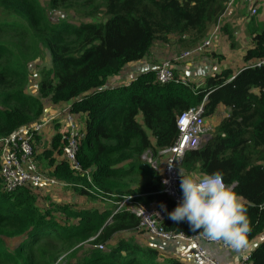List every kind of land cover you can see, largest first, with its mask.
I'll return each mask as SVG.
<instances>
[{"label": "trees", "instance_id": "obj_1", "mask_svg": "<svg viewBox=\"0 0 264 264\" xmlns=\"http://www.w3.org/2000/svg\"><path fill=\"white\" fill-rule=\"evenodd\" d=\"M226 1L0 0V139L41 120L45 99L71 103V111L85 115L78 150L82 171L64 159L67 140L59 132L35 154L39 169L38 158L49 176L72 185L75 197L95 201L100 194L116 201L137 195L146 203H166L172 211L176 204L163 192L160 172L142 155L152 151L159 157L174 143L176 117L185 109L205 102L208 117L219 105L229 107L208 143L186 153L182 168L194 179L195 174H223L247 208L252 264H264V67L251 66L264 58V29L244 55L248 64L235 74L226 68L197 85L183 82L175 70V79L163 84L156 68L138 73L128 84L109 86L128 64L144 59L156 41L194 32L196 40L205 37L226 11ZM60 10L63 17L56 15ZM68 12L84 18L75 25ZM41 58L49 61L39 71L37 95H30L32 65ZM37 140L38 135L34 147ZM3 187L0 176V264H52L79 243L71 252L76 257L81 250L82 256L68 264H194L193 258L173 253L174 241L138 231V217L114 213L110 201L102 209L91 202L76 208L54 202L55 207L43 208L29 187ZM162 226L188 237L199 234L186 222L167 219ZM10 239L16 247L7 244Z\"/></svg>", "mask_w": 264, "mask_h": 264}, {"label": "built area", "instance_id": "obj_2", "mask_svg": "<svg viewBox=\"0 0 264 264\" xmlns=\"http://www.w3.org/2000/svg\"><path fill=\"white\" fill-rule=\"evenodd\" d=\"M238 0H227L226 7L230 8ZM250 5L252 15L257 11L255 0H245ZM211 46V40L205 39L194 49L186 50L181 53L184 57L194 52H199L206 47ZM253 67H264V58L252 63ZM157 80L163 84L169 83L175 79L174 66L169 60L160 62L156 69ZM182 79V78H181ZM183 82H187L182 79ZM205 102L190 107L182 111L176 117L177 136L174 143L164 147L159 151V157H155L152 151H147L142 155V159L160 172V180L163 185V192L166 193L177 205L181 200L180 179L184 176L182 161L188 151L197 150L208 143L212 138L209 128L206 125ZM64 116L67 125L62 129V134L66 137V144L63 147L64 159L69 162L74 170L82 171L81 163L78 160V150L81 139L85 133L80 127L77 116L71 111V105H67L60 113L26 125L10 135L0 139L1 167L0 176L3 180L4 190L12 191L17 188L29 187L33 191L45 185L55 186L67 184L44 175L38 166L36 151L34 147L35 136L41 135L46 125L54 120L55 116L61 114ZM137 198V199H136ZM118 211H128L139 219L138 231H145L149 235L161 238L167 241L177 239L189 241L194 245L195 253L193 257L194 264H222L211 257L200 244L201 240L209 241L203 235H194L188 237L183 233L169 232L164 229L162 223L169 219L168 212L171 210L166 203L140 201L137 195L123 196L117 201L114 213ZM212 242V241H209ZM221 248H227L221 242H215ZM100 249H105L104 244H99ZM234 250V249H230ZM238 251L240 264H252V251L249 246Z\"/></svg>", "mask_w": 264, "mask_h": 264}, {"label": "crops", "instance_id": "obj_3", "mask_svg": "<svg viewBox=\"0 0 264 264\" xmlns=\"http://www.w3.org/2000/svg\"><path fill=\"white\" fill-rule=\"evenodd\" d=\"M255 6L257 7V11L254 15H252L251 10H250V5L247 4L245 0H238L230 8H226V11L222 14V16L220 17V19L218 20L216 24H213L209 27L208 32L210 34L215 32L216 30H218L219 32V33H215L216 37L217 35L219 36L218 40L217 39L215 40V43L218 44V48H220L221 42H226L229 39L230 41L229 45H230V51H231L230 58L228 57L227 53H222L223 55L219 54V57H218L221 59L220 62H214L213 65H211L212 62H210L209 65L206 62H202V63L200 62V68L203 69V73H201V70H200L198 71L197 74L194 72L195 69H190L191 73L184 75V70H182L181 68H185V67L178 66L176 69L181 74V78L191 83L192 80L189 79V76H190L193 79L192 81L193 83L191 84L198 85V84H202L205 81L206 77L210 75H214L218 72H221L223 69L230 68L235 74L239 72L246 64H248L246 63V60L244 59V55L250 48L254 47V43H255L254 36L264 29V0H255ZM221 21H222L221 28H218L217 26H219ZM232 23L237 26H240L242 24L244 26L241 32V36L243 37V40L240 43L241 47L240 45L238 46V44L234 45V41L231 40V36L233 33H232L230 25ZM172 37L170 38V41L173 42L174 39ZM157 42L166 43V44L169 43V42H162V41H157ZM159 43L155 42L150 53L144 59L136 63L128 64L123 69L120 75L114 77L111 80V83L109 84V86L115 87L119 85L128 84L132 79H134L137 76L138 73L142 71L150 70V69H156L161 62V59L157 57V53L159 51L157 50L159 49V45H158ZM220 50L226 51L225 48H222ZM220 50L217 52L221 53ZM151 53L154 56L151 55ZM154 58L160 59V61H157L158 65L152 68L151 66L153 65ZM234 64L236 65L234 66ZM189 67L191 68V66ZM234 67H237V68H234ZM253 91L257 93L256 89H254ZM64 106L65 104L62 105V104L45 103V111L41 119H46V118L56 115L57 113H60ZM220 109H223V113L225 114V115L223 114L224 115L223 117L217 118L216 114H214L212 116L206 117V119L208 120L209 118L211 120L212 118H214L215 121H212V124L213 122H216V125H217V123H219L223 118L227 117L230 113L229 107H224L222 105H219L218 110ZM76 116L81 121L80 122L81 124H80L79 121L77 120L80 127L82 128L85 122V115L82 113H77ZM208 123H209V120H208ZM65 125H67V122L65 121L64 116L57 115L55 116L54 120H52L46 125L42 134L39 135V137H41V139L44 140V142H47L48 143L47 146H49L54 135L57 134L58 131L61 132ZM49 135H50L49 139L46 140V138ZM64 188L65 186L63 185H55V186L45 185L43 189L37 188L39 190L37 189L34 190V193L37 194L39 199L43 201H44V198H42V196L49 195L50 199L54 202L68 203L71 201L70 198L68 197H66V199L62 198L63 193L65 192ZM44 202H45V206L43 208H46L48 205V202L47 201H44ZM262 238H264V236H262ZM260 240L261 239H259L258 241ZM200 244L203 246V248L207 251V253L211 257L218 260L220 263L240 264L241 254L238 251L230 250L227 248L225 249L221 248L217 243L209 242L206 240H201ZM172 245L174 246L173 253H178V255L181 256L182 259L184 260L185 259L192 260L193 258L192 256L195 253L194 245L192 243L186 240L177 239V240H174V242H172ZM256 245H257V242L255 243V246ZM253 246L254 245L252 246L249 245L250 250Z\"/></svg>", "mask_w": 264, "mask_h": 264}, {"label": "clouds", "instance_id": "obj_4", "mask_svg": "<svg viewBox=\"0 0 264 264\" xmlns=\"http://www.w3.org/2000/svg\"><path fill=\"white\" fill-rule=\"evenodd\" d=\"M67 105L71 103L63 108ZM179 187L181 200L168 212L170 220L186 222L192 232L230 249L242 250L249 246L251 227L247 208L234 188L224 182L222 173L212 172L199 179L181 175Z\"/></svg>", "mask_w": 264, "mask_h": 264}, {"label": "rangeland", "instance_id": "obj_5", "mask_svg": "<svg viewBox=\"0 0 264 264\" xmlns=\"http://www.w3.org/2000/svg\"><path fill=\"white\" fill-rule=\"evenodd\" d=\"M42 1H43V3L44 2H47V0H42ZM62 14H63V11L60 10V11L57 12L56 15L59 16V17H63V16H61ZM67 16H69V12H68ZM53 17L54 16H52V18ZM69 17L71 18L70 21L73 24L78 25L77 23L80 22L84 18V14H77V15H74V16L70 15ZM98 17H101V14H99ZM221 24H222V21L219 24V26H217V27L218 28H221ZM230 27H231L232 33L234 34V36L232 34L231 40L234 41V45L235 44H238V46L240 45V47H241V44L240 43L243 40V37L241 36L242 29L244 28L243 24L240 25V26H237V25H235V24L232 23L230 25ZM215 33H219L218 30H216L212 34H210L209 32H207L206 35H205V37H203L200 40H198V39L196 40L195 39V37H194L195 32H194L192 34L185 35V37L182 38V39L180 37H178V36H173L172 37L174 39L173 42L170 41L167 44L166 43H159V42L156 41V43H159L158 44L159 45V49H157V50H159L158 53H157V57H159L161 59V62L162 61H165V60H169L171 62V64L174 66V71L177 70L176 68L178 66L185 67V68H181L182 70H184V75L191 73L190 72V69H195L194 72L196 74L200 70H201V73H203V69L200 68V62L201 63L202 62H206L208 65L210 64V62H212L211 65H213L214 62H220L221 59L218 58L219 57V54L223 55L222 53H227V55H228L229 58L231 56L230 45H229V42L230 41H229V39L226 42H221L220 48H218V44L215 43V40L216 39L218 40L219 36L217 35V37H216V34ZM205 39L211 40V46L209 45L208 47H206V50L205 51L203 49V50H201L199 52H194V53H191L189 55H186L184 57H180L179 58V56H180L181 53H184L186 50H189V49H194L200 42H202ZM222 48H225L226 51H224V50L221 51L220 49H222ZM219 50L221 51V53L217 52ZM151 55H153V54L151 53ZM213 56L215 57V59H214ZM160 59H155L154 58L153 65L151 67L154 68L155 66H157L158 65L157 64V61H160ZM47 61H49V58L47 60H43V58H41L39 61H37V63H35V64L32 65V69H31L32 75H31V80H30V82L28 84V90H27V93L28 94H30V95H33V94L34 95H37V93H38L37 84H38V81L40 79V72L39 71L42 69V66ZM235 65L236 64H234V66ZM189 66H191V68ZM234 68H237V67H234ZM189 79H191L193 81V79L190 76H189ZM192 81H191V83H193ZM45 103L49 104V103H51V101L48 100V99H45L44 100V104ZM214 114H216L217 118L223 117L225 115L223 113V109L218 110V108L216 109V111L214 112ZM59 115H62V113L59 114ZM77 120L79 121V123L81 122L79 120V118H77ZM208 120H209V123L210 124L208 123ZM208 120L206 119V125L209 128L210 133L212 134L213 131H214V129H215V126L214 125H216V122H213V124L215 123L213 125L212 124V121H215L214 118H212L211 120L208 118ZM42 137H43V135H42ZM49 137H50V135L46 138V140H48ZM47 144H48L47 142H44V140H42L41 137H39V140L37 141V144L35 146V148H36V150H35L36 151V154L39 155L43 151V149L47 146ZM38 161H39V165H40L41 172L44 175H48L49 168L48 167L45 168V164H44V162L41 161V159L38 158ZM0 165H1V162H0ZM195 173H198V172H195ZM195 175H196L195 179H199V178H202L203 177V175H200V174H195ZM64 190H65V192L63 193L62 198L63 199H66V197L70 198V200H71L70 201V203H71L70 206L72 208H76V207H87V206H89L88 205V202H91L93 204V206H95V208L102 209L103 207H105L109 203V201L112 202V203H114L115 205H117V201H118V200H116V201L109 200V199H112V198L107 197V196H103V195H100V194L97 195L98 196V200H95V201H88L83 196H77V197H75L74 196L75 193L72 190V185H70L68 187H65ZM72 193H74V194H72ZM122 197L123 196H121V198ZM42 198H44V201H47L48 202V205H47L46 208L55 207L52 204V203H54V201H50V196L49 195H47V196L44 195V196H42ZM44 201L38 198V203L41 204V207H44L45 206V202ZM60 203H62V202H60ZM75 204H78V205H75ZM115 208H116V206H115ZM54 213L56 215H58L60 218H63L64 217V215L61 214L57 210ZM89 240H91V239H89ZM7 244H9L11 247H16L17 241L16 240H13V239H10V240H8ZM79 245H81V244L80 243L77 244L71 250L77 248V246H79ZM68 246L69 245H67V242H65L64 247L67 248ZM83 246H84V249H87L86 247L89 248L90 244L87 243V242H85ZM58 247H60V246H58ZM66 248H64V249H66ZM71 250L70 249H66L63 252H61V254L59 255L58 259L54 263L52 262V264H68V262L76 263L77 259L80 256H82V251L81 250L78 251L77 254H76V257H74V254L72 255L73 252H71Z\"/></svg>", "mask_w": 264, "mask_h": 264}]
</instances>
